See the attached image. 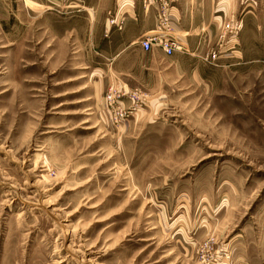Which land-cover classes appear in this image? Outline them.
I'll list each match as a JSON object with an SVG mask.
<instances>
[{
	"label": "rangeland",
	"instance_id": "obj_1",
	"mask_svg": "<svg viewBox=\"0 0 264 264\" xmlns=\"http://www.w3.org/2000/svg\"><path fill=\"white\" fill-rule=\"evenodd\" d=\"M119 1L0 0V264H264V0L218 65L113 59Z\"/></svg>",
	"mask_w": 264,
	"mask_h": 264
},
{
	"label": "crops",
	"instance_id": "obj_2",
	"mask_svg": "<svg viewBox=\"0 0 264 264\" xmlns=\"http://www.w3.org/2000/svg\"><path fill=\"white\" fill-rule=\"evenodd\" d=\"M121 1L122 0L119 1V7L122 6ZM151 1V4L148 5L145 0H127L128 3L123 4L126 7L123 6V10L118 11L119 13H117L115 17L118 19L117 23H113L112 25L109 21L105 20L106 30L104 36L108 38L111 36L113 43L119 42L125 44L124 47L119 45L120 48L114 52L113 59L122 57L131 58L134 55H146V53L151 57L152 55H160L159 51L137 52L128 49L138 44L143 37L148 36L157 29L159 23V2L158 0ZM173 1L174 34L180 38V41H184V38L196 40L205 37V41L208 43L217 44L220 41V32L223 24L226 23L230 17L240 13L242 21L248 25L250 22H253V17L256 16L252 4L248 3L243 7V3L241 2L240 4L239 0L230 5H228L229 3L225 0L224 2L226 4L223 3L218 6L217 2H220V0ZM250 7L253 9H250ZM224 8L225 10H222ZM113 9H115V7ZM120 20H124L123 26L119 24ZM245 29H248V27H245ZM260 29L262 28H256L258 31H260ZM248 53L249 49L245 47V51H239L236 57L240 59L244 57H246V59L251 58L252 56ZM144 67L145 72L140 75L137 81L145 85L141 87L142 89H153L154 87L148 86L152 83L153 79L152 73L150 72L151 67L148 66L149 68H147V63ZM129 81L131 82V79H129Z\"/></svg>",
	"mask_w": 264,
	"mask_h": 264
},
{
	"label": "built area",
	"instance_id": "obj_3",
	"mask_svg": "<svg viewBox=\"0 0 264 264\" xmlns=\"http://www.w3.org/2000/svg\"><path fill=\"white\" fill-rule=\"evenodd\" d=\"M146 4L150 5L151 0H145ZM159 13H158V26L157 29L143 37L139 41L141 48L150 52L155 48L160 49L165 56L172 57L177 52H185L187 45L178 40L174 34V20H173V0H158ZM117 23V20H113ZM243 27V21L239 18L229 19L224 23L222 33L220 36L221 51H213L206 56L202 57L206 62L212 65H218L221 58L224 56H231L233 52L226 55L224 53L233 51L237 44L238 35ZM224 52V53H223ZM123 95L118 91L111 89L107 96L108 106L111 108V113L115 122L121 123L127 111L124 108Z\"/></svg>",
	"mask_w": 264,
	"mask_h": 264
}]
</instances>
